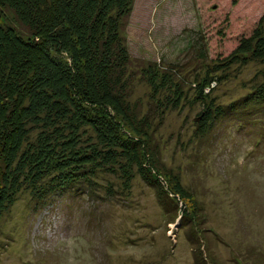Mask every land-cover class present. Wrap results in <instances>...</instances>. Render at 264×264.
I'll return each instance as SVG.
<instances>
[{"label": "rangeland", "instance_id": "374dc122", "mask_svg": "<svg viewBox=\"0 0 264 264\" xmlns=\"http://www.w3.org/2000/svg\"><path fill=\"white\" fill-rule=\"evenodd\" d=\"M4 14V23L16 28ZM263 16L264 0H134L121 32L134 70L177 66L178 83L189 94L155 138L161 161L203 207L207 232L199 264H264V103L215 121L200 137L202 105L193 102L189 82L204 71L183 47L198 33L218 62ZM217 76L222 81L211 98L224 107L264 87V64L232 66ZM148 94L140 83L132 100L145 104ZM167 213L138 176L125 187L119 178L97 175L90 187L54 194L38 206L21 191L0 218V264H198L187 230L178 219L169 224Z\"/></svg>", "mask_w": 264, "mask_h": 264}, {"label": "trees", "instance_id": "16d2710c", "mask_svg": "<svg viewBox=\"0 0 264 264\" xmlns=\"http://www.w3.org/2000/svg\"><path fill=\"white\" fill-rule=\"evenodd\" d=\"M133 4L0 0V218L21 191L38 206L54 194L90 187L97 175L119 178L125 187L138 176L156 190L169 224L178 219L187 230L199 264L207 232L203 207L161 161L155 138L166 115L190 101L189 94L178 83L177 66L133 69L121 35ZM5 12L17 29L4 23ZM183 48L204 71L189 82L193 102L202 105L200 137L215 121L264 103L263 86L224 107L211 98L220 73L264 64V16L218 62L209 59L198 33ZM140 83L149 88L145 104L132 100Z\"/></svg>", "mask_w": 264, "mask_h": 264}, {"label": "built area", "instance_id": "2783aa9c", "mask_svg": "<svg viewBox=\"0 0 264 264\" xmlns=\"http://www.w3.org/2000/svg\"><path fill=\"white\" fill-rule=\"evenodd\" d=\"M213 86H214V84L211 85V87H213ZM207 91H208V88L206 89V92H207Z\"/></svg>", "mask_w": 264, "mask_h": 264}]
</instances>
